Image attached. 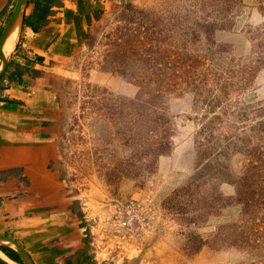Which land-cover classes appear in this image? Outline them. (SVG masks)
Instances as JSON below:
<instances>
[{"label": "rangeland", "instance_id": "374dc122", "mask_svg": "<svg viewBox=\"0 0 264 264\" xmlns=\"http://www.w3.org/2000/svg\"><path fill=\"white\" fill-rule=\"evenodd\" d=\"M108 2L57 82L88 255L264 264V0Z\"/></svg>", "mask_w": 264, "mask_h": 264}, {"label": "crops", "instance_id": "0c3cea01", "mask_svg": "<svg viewBox=\"0 0 264 264\" xmlns=\"http://www.w3.org/2000/svg\"><path fill=\"white\" fill-rule=\"evenodd\" d=\"M13 1L0 0V31ZM108 5L61 0L39 31L24 23L0 86V234L19 242L36 264H82L78 251L87 227L58 168L63 105L57 82ZM34 8L28 4L26 16Z\"/></svg>", "mask_w": 264, "mask_h": 264}, {"label": "water", "instance_id": "95a60500", "mask_svg": "<svg viewBox=\"0 0 264 264\" xmlns=\"http://www.w3.org/2000/svg\"><path fill=\"white\" fill-rule=\"evenodd\" d=\"M29 1L30 0H16V3L10 13V16L6 24L4 25L2 33L0 34V61H1L0 80L3 77V75L6 73L8 66H9V62H10V57L8 58L5 53V45L8 39L10 38V36L13 33H15L18 24L22 28L24 21H25L26 10H27ZM0 246H7V247H11L14 250H16L19 253L20 257L22 258L24 264H36L33 258L31 257V255L28 253V251L16 240L6 235L0 234ZM0 257L3 260L7 261L8 263L21 264L9 258L7 255L6 257L0 255Z\"/></svg>", "mask_w": 264, "mask_h": 264}, {"label": "trees", "instance_id": "16d2710c", "mask_svg": "<svg viewBox=\"0 0 264 264\" xmlns=\"http://www.w3.org/2000/svg\"><path fill=\"white\" fill-rule=\"evenodd\" d=\"M61 0H30L29 4H34L35 8L34 11L27 15L25 17L24 23L30 27H32L35 31H39L48 21V16L52 13V7L55 4H59ZM2 30L0 31L1 34ZM8 71V69H7ZM6 73L3 75V77L0 80V86L3 80L5 79ZM85 246L82 250L78 251V255L80 256L78 258V262L82 264H95L94 261H92V256L88 255V243L89 240H85ZM0 249L11 259H13L16 262H19L21 264H24L22 258L20 257L19 253L14 250L11 247L7 246H0ZM85 262V263H84ZM0 264H10L7 261L3 260L0 257Z\"/></svg>", "mask_w": 264, "mask_h": 264}, {"label": "bare ground", "instance_id": "6f19581e", "mask_svg": "<svg viewBox=\"0 0 264 264\" xmlns=\"http://www.w3.org/2000/svg\"><path fill=\"white\" fill-rule=\"evenodd\" d=\"M20 30H21V26L18 24L15 33H13L10 38L8 39L6 45H5V53L7 55V57H11V55L13 54L15 47L17 45L18 42V38H19V34H20ZM0 65H1V61H0ZM0 255L6 257V255L0 250Z\"/></svg>", "mask_w": 264, "mask_h": 264}, {"label": "built area", "instance_id": "2783aa9c", "mask_svg": "<svg viewBox=\"0 0 264 264\" xmlns=\"http://www.w3.org/2000/svg\"><path fill=\"white\" fill-rule=\"evenodd\" d=\"M138 209V206L134 203V202H130L128 204L125 205V210L127 211V213H131L134 212L135 210ZM133 219V218H132ZM132 219L131 218H125V219H120L119 223L123 224V225H131L132 223Z\"/></svg>", "mask_w": 264, "mask_h": 264}]
</instances>
